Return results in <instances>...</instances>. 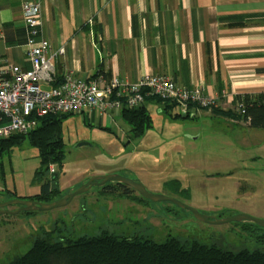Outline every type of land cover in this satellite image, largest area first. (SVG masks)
Listing matches in <instances>:
<instances>
[{
	"label": "rangeland",
	"instance_id": "obj_1",
	"mask_svg": "<svg viewBox=\"0 0 264 264\" xmlns=\"http://www.w3.org/2000/svg\"><path fill=\"white\" fill-rule=\"evenodd\" d=\"M147 111L150 127L139 136L130 133L119 109L101 115H66L61 121L62 164L52 163L54 171L48 168L42 179L35 178L38 151L26 139L0 148V185L21 196L38 191L48 179L58 191L40 201L52 202L91 177L118 174L138 180L151 193L175 198L216 219L238 213L264 219V129L206 111L177 116L181 112L177 104L163 110L150 101ZM52 176H56L53 185ZM11 216L3 217L15 221L16 226L11 242L0 245V264L23 255L44 230L71 239L107 230L118 236L142 235L158 241L177 237L216 243L232 251H264V227L260 225L203 222L172 202L150 201L133 189L126 195L116 181L93 185L64 206Z\"/></svg>",
	"mask_w": 264,
	"mask_h": 264
},
{
	"label": "crops",
	"instance_id": "obj_2",
	"mask_svg": "<svg viewBox=\"0 0 264 264\" xmlns=\"http://www.w3.org/2000/svg\"><path fill=\"white\" fill-rule=\"evenodd\" d=\"M24 2L39 3L42 36L52 50L64 49L53 60L57 82L67 71L125 83L152 73L202 87L221 110L233 111L237 96L245 94L264 100V0H0V56L28 70ZM212 108L193 105L188 113L214 114ZM95 112L102 114L82 113ZM40 191L17 196L0 185V202ZM11 215L0 214L3 246L15 230L16 222L3 218Z\"/></svg>",
	"mask_w": 264,
	"mask_h": 264
},
{
	"label": "trees",
	"instance_id": "obj_3",
	"mask_svg": "<svg viewBox=\"0 0 264 264\" xmlns=\"http://www.w3.org/2000/svg\"><path fill=\"white\" fill-rule=\"evenodd\" d=\"M236 99L243 101V113L231 109L221 110L218 107H213L211 111L224 117L243 120L250 128L264 129V100L248 94L237 96ZM149 100L164 105V110L176 105L156 96H146L137 107H122L121 115L129 124L133 136L143 134L144 130L150 127L151 118L145 107V102ZM69 114L73 113L44 115L30 131L14 133L0 139V148L20 144L26 139L38 151L39 167L35 170V178L42 179L48 172L49 164H62L64 141L61 135V121ZM176 115L189 117L188 111ZM54 179L52 176V180ZM40 187V194L31 196L32 199L42 200L58 191L56 186H50L48 179H45ZM123 192L128 194L124 189ZM8 264H264V251H232L216 243L183 241L177 237H166L158 241L142 235L118 236L107 230L94 236L71 239L54 236L53 230H44L33 239L23 255L15 257Z\"/></svg>",
	"mask_w": 264,
	"mask_h": 264
},
{
	"label": "built area",
	"instance_id": "obj_4",
	"mask_svg": "<svg viewBox=\"0 0 264 264\" xmlns=\"http://www.w3.org/2000/svg\"><path fill=\"white\" fill-rule=\"evenodd\" d=\"M21 10L27 29L26 56L31 67L23 70L0 56V139L30 131L37 126L38 119L47 114L134 108L146 96L174 102L183 114L191 104L201 108L217 105L218 98L206 94L202 87L189 88L160 74L146 73L135 83H125L116 77L106 80L101 75L82 79L67 71L62 80L56 82L53 60L62 55L64 49L52 50L49 41L42 36L39 3L24 2ZM2 31L0 25V38ZM233 105L235 112H244L242 100ZM48 168L51 173L54 171L52 164Z\"/></svg>",
	"mask_w": 264,
	"mask_h": 264
},
{
	"label": "water",
	"instance_id": "obj_5",
	"mask_svg": "<svg viewBox=\"0 0 264 264\" xmlns=\"http://www.w3.org/2000/svg\"><path fill=\"white\" fill-rule=\"evenodd\" d=\"M110 181H116L123 186L135 190L141 197L147 200L154 202L155 201L172 202L183 209L189 210L198 220L203 222L212 223V224H221L229 221H249L264 227V219L256 218L245 213H238L230 217L216 219L215 217L208 216L206 214L199 212L196 208L191 207L175 198L151 193L138 180L127 178L118 174H107L102 176L91 177L89 180L85 181L79 188H77L73 192L66 194L62 198L52 202H44L40 200H34V199L22 198V197H15L10 200L2 201L0 202V214H16L20 211L49 210L56 207H61L68 204L75 195L85 192L91 186L103 185ZM10 205H18V207L15 209H8L7 207Z\"/></svg>",
	"mask_w": 264,
	"mask_h": 264
},
{
	"label": "flooded vegetation",
	"instance_id": "obj_6",
	"mask_svg": "<svg viewBox=\"0 0 264 264\" xmlns=\"http://www.w3.org/2000/svg\"><path fill=\"white\" fill-rule=\"evenodd\" d=\"M122 186V188L125 190V191H129V190H132L131 188H129V187H126V186H123V185H121ZM14 206V209L15 208H17L18 207V205H13ZM8 209H11L12 208V205H10V206H8L7 207Z\"/></svg>",
	"mask_w": 264,
	"mask_h": 264
}]
</instances>
